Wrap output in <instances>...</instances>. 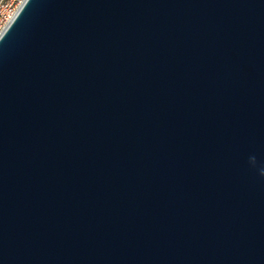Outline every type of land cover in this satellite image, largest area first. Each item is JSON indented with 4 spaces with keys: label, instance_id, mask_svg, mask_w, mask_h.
I'll return each instance as SVG.
<instances>
[{
    "label": "water",
    "instance_id": "obj_1",
    "mask_svg": "<svg viewBox=\"0 0 264 264\" xmlns=\"http://www.w3.org/2000/svg\"><path fill=\"white\" fill-rule=\"evenodd\" d=\"M0 264H264V0H25Z\"/></svg>",
    "mask_w": 264,
    "mask_h": 264
},
{
    "label": "built area",
    "instance_id": "obj_2",
    "mask_svg": "<svg viewBox=\"0 0 264 264\" xmlns=\"http://www.w3.org/2000/svg\"><path fill=\"white\" fill-rule=\"evenodd\" d=\"M25 0H0V35Z\"/></svg>",
    "mask_w": 264,
    "mask_h": 264
}]
</instances>
